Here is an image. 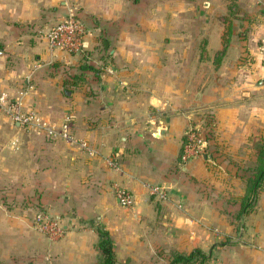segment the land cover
Masks as SVG:
<instances>
[{
	"label": "crops",
	"instance_id": "crops-1",
	"mask_svg": "<svg viewBox=\"0 0 264 264\" xmlns=\"http://www.w3.org/2000/svg\"><path fill=\"white\" fill-rule=\"evenodd\" d=\"M244 1H235L225 42L228 0H0V89L54 130L24 127L0 111V261H20L39 237L29 224L33 202L66 222L47 251L54 263L96 264L95 226L108 231L122 262L137 259L145 235L138 223L156 212L150 183L169 188L157 248H199L210 255L207 264H264L262 229L209 226L240 214L241 205L221 208L202 188L210 164L231 161L239 194L247 178L241 158L264 148V0ZM69 13L87 27L85 53L51 51L43 36ZM173 27L180 28L179 52L172 51ZM192 27L199 29L194 37ZM148 44L156 50H145ZM191 125L205 137L206 151L182 163ZM116 185L133 195L130 210L119 204ZM250 230L255 243L238 240Z\"/></svg>",
	"mask_w": 264,
	"mask_h": 264
},
{
	"label": "rangeland",
	"instance_id": "rangeland-1",
	"mask_svg": "<svg viewBox=\"0 0 264 264\" xmlns=\"http://www.w3.org/2000/svg\"><path fill=\"white\" fill-rule=\"evenodd\" d=\"M228 1L232 2V0H228ZM231 2H229V3H231ZM244 2L256 5V0H249V1L245 0ZM229 16L231 19L234 18L235 14L233 13V11H232V14H230V15L227 12V14L223 18L225 19V18H228ZM140 30H141V35H144V36L148 35V32H150L149 29H140ZM197 30L199 32V29L192 27V28L188 29L187 33L189 36L192 35V37H194ZM210 30L211 29L209 27L207 29L205 28L203 31L204 35H208V31H210ZM234 30H236V29H234ZM231 31H232L231 34H233V29H231ZM223 34L224 35L227 34L226 24L224 26ZM179 35H180V28L179 27H173L172 28V37H173L172 51L173 52H179V50H180L179 44L174 42V37H178ZM227 35H229V34H227ZM127 36H130V33ZM203 39H204L203 49L207 50L206 40H205V38H203ZM145 46H146L145 50H148L149 47H152V50H156V48H155L156 46L153 44H148ZM191 46H192V50L194 52L199 50V49H196L197 47L194 43H192ZM197 46H198V48L202 47L201 43H199V42H198ZM122 48H123L122 50H124V49L129 50V49H131V44L125 45V47H122ZM225 48L226 47L221 49L219 52L226 51ZM188 50L190 51V48ZM127 64H131V61H127ZM193 125H191V126H193ZM262 143L264 144V139L262 140ZM212 153L215 154L214 155L215 159L221 157V155L218 154L219 150L213 151ZM225 156L230 157L231 159L233 158L231 156V154H228V155L225 154ZM258 161H259L258 156H248L246 158H244V157L241 158L239 166L241 167L240 169H243L245 171V173H243V174H245V176H247V178L250 174L247 169L255 166L258 163ZM231 164H232L231 161L227 162V164L219 163L218 160L215 161V164H210V166H209V170H210L209 178L205 177L203 179L204 180L203 185L205 186V187L202 186L203 191L207 192V194L210 193L209 195H207L210 199L219 201L221 208H225L227 206L235 208L237 205H239V204L241 205V201L244 198L245 193H246L245 192L246 179H242V180H240V181H242L241 182L242 188L237 189V187H236V189L238 191L239 190H242V191L237 195L233 194V190H232L233 186L231 184V183H233L232 177H231V175H229ZM228 167H229V169H228ZM25 190H29V189H25ZM219 192H221V194H219ZM150 200L153 203V207H152L153 211L154 212L156 211L158 213L159 208H161V206H162L161 203L164 201L158 200L156 198H150ZM15 207H13V208H15ZM27 207L29 208L27 211L29 213H31L29 224H30L31 228H33L34 215L37 211L42 210V209H38L39 204H36L34 202L28 204ZM124 208H126V209L129 208V210H130L131 207H124ZM45 211H47V210H45ZM156 212L152 218L140 220L138 223L142 226L140 229H145L142 231L143 234L145 233V235L143 237H141L140 238L141 241L139 243H137L138 247H140V250H138L139 252L138 251L135 252V253H137V256H136L137 259L132 260L130 257H128V259H125V261L122 262V260L115 253V259H116L118 264H167V254H168L167 252L170 250L166 251L167 248H162V249H159L160 247L157 248L158 244L162 245L163 242L161 240L158 241V236L154 235V234H158L156 232L157 229H160V228H162V226H164V225H161V222H160L161 220H163V218H160L159 217L160 213H158V215H157ZM204 212L207 213V211H205V210H204ZM240 212H241V208H240ZM54 214H52V215H54ZM59 214H62V213L59 212ZM135 222H137V221H135ZM208 222L210 223L209 226H211V227H213V225L216 226L215 224H217V226H218V224H219L221 228L225 227L229 223L231 225L237 227L238 229L241 227L244 228L246 226H248L251 229V228L257 226L259 229H262V231L264 232V181H263L262 185L260 186V188L258 189V193H257L255 200L252 201V204L246 209V212L244 214L235 213L234 215H229L227 213L226 220L208 221ZM64 223H66V222L64 221ZM64 223L61 222V225H64ZM131 228H132V225H131ZM219 229L215 228L214 231L219 233V231H218ZM250 231H252V232H250V235L248 234L246 238L241 235L238 237V240L242 239L243 241H247L249 244L255 243V241H253V239L256 240V238H254V236H253V234H255V233L253 230H250ZM36 232H37V230H36ZM37 233L39 234V237L37 239L33 238L32 240H30L29 245H28L29 251L21 255L20 261H17V260H15V258H13V261H12V259L10 261H5V260L3 261L2 260V261H0V264H56L53 262V260H51V257L48 256L47 251H50L51 247H54V245H58V244H55L54 242L60 240L63 236L61 238H58V239H50L46 233H43L40 231H38ZM149 234H151V236H148ZM263 237H264V235H263ZM148 240L151 242L150 245L145 246L144 244H142L143 241H148ZM144 246L146 248H144ZM147 247H148V251H147ZM205 253L208 254L207 252H205ZM140 259H142V260L140 261ZM209 259L204 264H207L209 262ZM59 264H62L61 261L59 262Z\"/></svg>",
	"mask_w": 264,
	"mask_h": 264
},
{
	"label": "built area",
	"instance_id": "built-area-1",
	"mask_svg": "<svg viewBox=\"0 0 264 264\" xmlns=\"http://www.w3.org/2000/svg\"><path fill=\"white\" fill-rule=\"evenodd\" d=\"M89 35L85 24L76 17L75 14L69 13L51 25L43 34L48 48L51 51H64L69 54L85 53ZM0 111L3 112L13 123H18L24 127L43 128L49 134L54 130L44 122L34 112H23L20 109V102L15 100L9 93L0 89ZM63 137L71 141L67 133V124L63 125ZM80 148L94 154L84 141H77ZM206 141L205 137L191 126L184 135L181 147L180 161L186 163L194 158L202 157L205 154ZM108 164L119 169L118 165L109 159ZM146 190L149 196L158 200H166L169 194V188L161 184H146ZM115 196L123 207H131L134 203V197L126 187L116 185L114 187ZM33 228L46 233L50 239H58L64 235L65 229L61 225V220L49 213L48 211H37L34 215Z\"/></svg>",
	"mask_w": 264,
	"mask_h": 264
},
{
	"label": "trees",
	"instance_id": "trees-1",
	"mask_svg": "<svg viewBox=\"0 0 264 264\" xmlns=\"http://www.w3.org/2000/svg\"><path fill=\"white\" fill-rule=\"evenodd\" d=\"M235 1L236 0H232V2L228 5V9L231 14L233 11L232 9L234 7L236 8ZM228 18H225V22L227 23V34L230 35L232 32V24L230 18ZM227 34L224 35L225 42ZM258 159L259 161L255 166L247 169L250 174L248 178H246V193L241 201L240 214H244L246 212V209L252 204V201L255 200L258 189L264 181V148H262V150L258 154ZM95 230L99 235L97 246L100 252V259L96 264H118L115 259V251L108 231L100 226H96ZM167 253V264H204L210 258L209 254H206L199 248H195L190 252L170 250Z\"/></svg>",
	"mask_w": 264,
	"mask_h": 264
}]
</instances>
